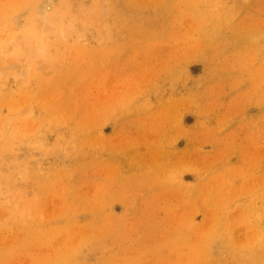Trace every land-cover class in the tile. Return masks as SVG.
<instances>
[{
    "label": "rangeland",
    "instance_id": "374dc122",
    "mask_svg": "<svg viewBox=\"0 0 264 264\" xmlns=\"http://www.w3.org/2000/svg\"><path fill=\"white\" fill-rule=\"evenodd\" d=\"M0 264H264V0H0Z\"/></svg>",
    "mask_w": 264,
    "mask_h": 264
}]
</instances>
